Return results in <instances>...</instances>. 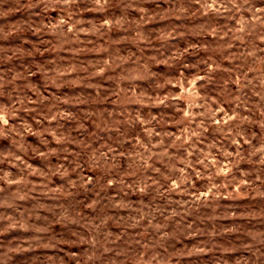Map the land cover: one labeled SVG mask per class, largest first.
Masks as SVG:
<instances>
[{
  "label": "clouds",
  "instance_id": "9594fccd",
  "mask_svg": "<svg viewBox=\"0 0 264 264\" xmlns=\"http://www.w3.org/2000/svg\"><path fill=\"white\" fill-rule=\"evenodd\" d=\"M159 5L161 3L167 5L166 8H159V11L149 13L144 7V0H17L19 6L26 10L27 19H22L8 26L7 31L4 26H0V40H7L9 37L17 33H31V36L19 37V43H10L0 45V60L11 61L17 54L23 53L24 48L33 49L27 55H44L45 53L56 50L57 52L64 51V45L79 41L81 33L87 34L88 30L80 26L82 15L86 12L109 10L105 16L94 18L93 23L98 24L96 31H110L117 25L126 24L128 28L134 30L141 38L150 40L152 34H155L157 40L165 36L178 34L176 26L166 28L161 31L160 28H152L145 33L146 26L154 19L159 17L163 19L168 17H190L196 15L201 10H214L228 14V19L234 21L237 27H229L228 33H231L229 39L237 38L238 33L245 35L255 34V38L260 42H264V4H258L257 0H153ZM196 6H199L197 8ZM132 12L141 14L139 20H129L128 17ZM53 13L59 15V19L53 16ZM203 14H206L204 12ZM55 21V22H54ZM213 31L215 29L213 28ZM226 35V33H225ZM32 37L39 39L34 40ZM51 37V39H45ZM242 38V37H240ZM88 43H91L89 41ZM40 45H46L44 51H40ZM227 46V45H225ZM190 47H199L194 45ZM72 53L73 59L65 64L62 57L48 58L44 64H37L35 71L29 69L25 79L34 76L39 72L45 77L44 85L54 88H65L72 85L78 87L79 83H84V87L78 91L62 92L56 95L50 102L47 97L41 96L36 101L32 100H17L18 103L37 104L39 107V116L44 113L43 119L48 121L49 127L47 134L51 135L57 144L62 145V152H70L68 145L76 143L81 148L77 156L75 166L83 176L84 165L87 164L91 168H99L104 172V184L113 185L120 184L124 177L120 176L119 172H114L119 166V157L122 153L119 147H113L109 141L107 150L92 148L88 137L91 135L89 130H85V121L93 120V117L99 119L101 115V102L109 95L115 97L112 104L116 105L117 115L113 117V112L108 108H104L103 112L113 117L109 122L102 126V130L94 137L96 141L104 142L105 136L118 137V144L122 146L128 141V136L125 130L135 125H141L147 128L150 123L159 124L160 117L148 114L147 118L143 115L136 114L130 111V106L137 105L140 109L165 106L177 99H183L187 102V109H179L184 112V118L187 119L190 128L191 124L198 116H204L211 125H216L217 114L222 111V108H212L210 98H202L199 92L195 90L197 81L204 79V76L196 75L192 79H188L183 75V69L191 67L189 64L181 66L180 80L183 85L186 81L187 86L177 96L175 93L169 95L165 90L166 85H176V79L171 74H164L163 83L159 79L148 81L149 76H157L156 73L149 71V66L155 63L168 64L169 58L160 57L155 59L160 53L156 52L153 56L131 59V63L127 64V59L120 61H92L88 64L81 59V54L90 51L86 46L68 49ZM264 51V49H261ZM11 53V54H9ZM180 55L171 59L179 60ZM253 53H249L252 56ZM141 60L143 62H141ZM264 62L260 60L253 61V67L249 71L257 72L258 75L253 77V80L258 79L262 88H264V70L259 69L255 65ZM214 63V62H213ZM119 67L120 72L116 74L113 84L107 85L110 92H105L103 96L99 95L100 89L104 87L103 83L97 81L92 83V79L104 73L106 70ZM211 67V65H209ZM249 72L244 73L243 79L247 80ZM16 75H13L9 83L15 82ZM113 79V78H109ZM144 79L145 86L139 89L137 94L136 81ZM237 77V80H241ZM4 76L0 74V87H3ZM127 83L126 87H121ZM251 84L252 81H247ZM28 88L33 85L29 83ZM86 88H94L97 90V95L91 97L86 91ZM191 93V95H190ZM20 95H25L21 92ZM261 101H264V91L256 93ZM88 101V110L81 115V105L84 100ZM95 99L97 104H93ZM238 97L232 102L236 103V108L241 107L242 102H238ZM202 102H198L201 101ZM51 105V106H50ZM67 106V108H65ZM178 107V106H177ZM245 111H252L246 103L243 104ZM195 108L204 109L203 112L197 113L193 111ZM256 113L260 117L261 127H264V108L259 105L255 106ZM235 112V109L233 110ZM60 120L73 122L74 131H69L68 128L52 130L51 124ZM233 120L237 123L233 125L225 135L231 138L233 144L239 145V138L245 136L246 133L241 131L244 122H251L248 116H228L220 122V130L223 131L225 123L231 124ZM41 122L39 119L36 121ZM95 122V121H93ZM6 123L5 110L0 109V124ZM201 125L205 124V120H201ZM27 132H31V125H25ZM101 126L98 125V129ZM188 132L187 135L181 134V140L184 142L190 141L192 137H199L202 130ZM59 132V134H58ZM235 134L234 137L232 134ZM0 135H3L0 129ZM156 135H161L156 133ZM253 135H255L253 133ZM138 141L137 149L144 148V142L140 141L139 137H135ZM149 144H151V136H149ZM250 145L248 151V159L258 157L256 163L258 166H264V142L260 143L257 148L250 144L248 139L244 141ZM194 148V145H189ZM23 147V145H21ZM43 155V153H40ZM193 153H189V159L186 161V167L177 169L173 166V172H180V178L174 176L168 181L167 191L169 193L166 200L170 203H178L179 210L173 209L168 212L166 208L159 206L150 207L141 202V208L138 216H129L130 223H124V217L110 215V208H115V201L105 203L104 197L96 195L95 200L85 195L78 197L77 200L83 199V203H76L72 200H67L59 205H49L47 208L44 204L37 203L29 206H14L16 201L20 199L18 194H13L11 197H0V264H180L181 257L196 256L199 259L193 264H209V253L216 251H224L217 246L216 236L222 232L225 234L231 233L226 244L228 251H233L237 254L223 259H216L215 264H264V227H247L243 224H234L231 227H223L212 223H201L206 221L209 216L219 218L228 216L233 220L247 219L253 216L252 212H237L231 210L233 205H226V212L220 211L218 201L225 199L238 200L247 193H257L259 189L264 188V171H256L255 177L250 178V173L239 171L238 162L243 158L240 147H237L236 157L231 158V153H226V158L229 163L221 164L215 158L211 157V146L207 154H201L196 157L195 161L191 160ZM162 155V154H161ZM152 158V151L149 148L147 154L140 153L139 156L130 157L137 167H145L148 160ZM15 160H20L21 157H13ZM210 161L206 165L205 171H199L198 166L203 165L205 161ZM71 166V165H70ZM191 167L193 176H189L187 168ZM61 175L64 170L63 165L60 166ZM239 171V178L233 169ZM11 176L10 172H5L0 176V180H4L8 184H19L21 181L8 180ZM120 176V179H116ZM197 179H207L209 187L203 192L197 191L193 193L189 185L194 186ZM219 180V182H217ZM90 177H83L78 182H73V187L79 190V187H84L87 192V185L91 184ZM156 187L158 196H164L165 192L161 186L155 181L149 183L144 181L143 186L137 187L141 193L145 192L148 187ZM96 185L93 184V189ZM243 189V191H241ZM230 190V191H229ZM4 190L0 188V193ZM47 194L51 195L52 190H48L45 186ZM59 191V190H55ZM177 193L179 195H187L190 197L187 201H170V194ZM74 195L70 189L60 192V196ZM147 209V211H145ZM203 209L204 211H200ZM87 210V215H85ZM45 211H49V215H44ZM193 213L192 222H187L188 214ZM157 214L163 217L164 220H169L174 217H180L178 221H174L171 230H166L163 224L157 219ZM118 217V218H117ZM147 220V227L144 232H136L130 234L129 228H136L143 225V221ZM110 222H115L121 226L119 233H115L111 229ZM60 225L59 231H56L53 226ZM148 229H151L148 232ZM147 233V234H145ZM197 237H201L197 240ZM186 241H195L189 244Z\"/></svg>",
  "mask_w": 264,
  "mask_h": 264
},
{
  "label": "rangeland",
  "instance_id": "374dc122",
  "mask_svg": "<svg viewBox=\"0 0 264 264\" xmlns=\"http://www.w3.org/2000/svg\"><path fill=\"white\" fill-rule=\"evenodd\" d=\"M257 2L258 4H264V0H257ZM117 3H119V0H117ZM144 7L149 13H152L159 11L161 7L166 8L167 5L161 3L158 7L153 0H144ZM196 7L199 8V6ZM108 11L105 9L84 13L80 26L88 30L87 34L81 33L79 41L76 43H66L64 51L57 52L53 50L43 56L39 53L33 56L24 54L33 51L31 48L25 47L24 52L14 56L11 61L0 60V74L4 76L6 81L3 83V87H0V109L5 110L6 120V123L0 124V129L3 131V135H0V176H3L5 172H10L11 176L7 177L8 180L21 181L19 184H8L4 180H0V188L4 190L0 193V197L8 198L13 194H18L20 199L16 201L14 206H29L40 203L47 208L49 205H59L67 200L82 204L83 199L77 200V198L85 195L90 196L91 200H95L97 198L96 195H93L95 192L99 196L104 197L105 203L114 200L117 206L110 208V215L116 216L118 213V216L124 217V223L127 224L130 223L128 220L129 216L139 215L141 202L150 207L159 206L166 208L165 215L174 208L179 210L178 203H170L165 197L169 196L167 191L169 179L173 176L179 179L181 175L178 171H172L173 166L177 169L185 168L189 153H193L191 160L195 161L197 156L207 154L209 146H211V157L221 164H227L229 159L226 158V153H231V158L234 159L239 146L243 154V158L238 162L239 171L250 173V178L255 177L258 168L264 171V166H258L256 163L258 157L248 159L250 145L244 142L245 139H248L250 144L257 148L261 142H264V127H261L260 117L255 110L256 105L264 108V101H261L260 97L256 95L257 92L264 91V88L261 87L258 79L253 80V77L257 76L258 73L249 71L253 67L254 60L264 61V51H261V49H264V42L256 39L255 34L245 35L238 33L237 38L229 39L232 34L228 33L227 29L238 25L228 19L227 13L214 10H201L190 17L176 18L165 16L163 19L157 17L146 26L145 33L142 35L147 34L148 29L160 28L163 31L173 25L176 26L178 33L170 37H162L159 40L156 39L155 34H152L150 40L143 39L123 23L113 27L110 31H96L99 26L93 23V19L105 16ZM204 12L206 14H203ZM53 16L56 20L59 19L57 13H53ZM140 16V13L132 12L128 19L139 20ZM22 19H27V12L19 6L17 0H0V26H4L7 31L8 26ZM213 28L215 31H213ZM21 36H31V33H17L7 40H0V45L18 44ZM32 39L37 40L39 38L32 37ZM45 39H51V37H45ZM89 41L91 43H88ZM194 45H199V47H190ZM84 46L90 51L82 53L81 59L88 64H91L92 61H120L127 59L125 67L131 63V59H128L129 57L135 59L139 58L141 54H143V57H149L159 52L160 55L156 56L155 59H160V57L169 58V63L153 62L149 66V71L156 73L157 76H149L148 81L159 79L163 83L164 74L173 75L176 79V85L174 86L170 83L165 88L169 95L175 93L179 96L183 87L187 86L186 81L183 85L181 84L180 71L178 69H181L184 64L191 65V67L183 69V75L188 79H192L196 75L205 77L197 81L195 90L199 92L200 97L210 98L213 109L222 108V111L216 116L217 124L211 125L204 116H198L191 124V127L188 128V121L184 118V112L178 110V108L187 109L188 107L187 102L183 99L172 101L167 107L140 109L137 105H133L130 106V111L133 112V115L140 114L147 118L148 114L151 113L152 116L160 117V123H150L147 128L135 125L126 129L128 141L122 146L118 144V137H109L107 135L104 138V142L101 143L96 141L94 137L102 130L104 123L109 122L117 115L116 105L112 104V100L115 97L109 95L101 102L99 119L93 117V120L85 121L84 127L85 130L91 132L88 140L92 148L107 150L109 141L113 147H119L122 155L119 157V166L114 169V172H119L124 179L120 184L105 186L104 172L99 168H91L87 164L84 165L83 176H81L80 171L75 166L77 156L74 155L80 153L82 151L81 148L76 143H73L68 145L70 152L60 151L63 146L57 144L55 139L47 134L49 124L48 121L43 119L44 113L37 115L39 112L38 105L27 102L20 104L17 100H25L27 98V100L36 101L39 97L44 96L48 98L47 103L59 93H71L84 87V83L79 82V86L76 88L72 85H68L65 88L48 87L44 85L45 77L39 72L25 79L29 69L35 71L37 64H44L48 58L59 56L67 64L68 61L73 59L72 53L68 49ZM44 47L46 45H40L41 52L44 51ZM181 53L179 60L171 59ZM249 53H253V55L249 56ZM141 62L143 61L141 60ZM255 66L264 70V62ZM246 71L249 72L247 80L243 79ZM119 72L120 68L114 65L113 68L92 79L93 84L100 81L104 85L100 89L99 95L103 96L105 92H110L107 85L113 84V80ZM13 75L17 76L16 81L7 82L10 81ZM110 77L113 79H109ZM237 77L242 79L238 81ZM247 81H252V83L249 84ZM29 83L33 85L32 88L27 87ZM145 83L144 79L136 81L137 94H139V89L145 86ZM126 86L127 83L121 85V87ZM86 91L91 97L97 95V90L94 88H86ZM21 92L25 93V95H20ZM237 97L239 98L238 102H242L239 109L236 108V103L232 102ZM198 102H202V100ZM92 103L95 105L97 101L93 99ZM244 103L252 111H245ZM104 108L112 111L113 117L107 116L103 112ZM81 109V115L88 110V101L86 99L81 105ZM234 109L235 112L233 111ZM193 111L200 113L204 109L195 108ZM237 114L239 116H248L251 120V122L242 124L241 131L246 133V135L239 138V145L233 144L231 138L225 135V132L237 123L236 120H233L231 124L225 123L223 131L220 130V122L222 120ZM37 119L41 121L39 124L36 122ZM201 120H205L204 125H201ZM26 124L31 125V132H27L24 128ZM72 125L73 122L71 121L60 120L53 122L51 128L52 130H57L59 126L61 130L68 128L69 131H74ZM98 125L101 126L100 129H98ZM198 126H200L199 130H202V134L198 138L192 137L187 142L181 140L182 133L187 135L188 132L197 131ZM156 133L161 135H156ZM234 135L233 133L232 136L234 137ZM137 136L145 145L144 148L139 150L136 147L138 141L135 137ZM149 136H151V144L148 142ZM190 144L195 147H190ZM149 148L152 151V158L148 160L145 167H137L130 157L139 156L140 153L147 154ZM40 153H43V155ZM15 156H19L21 159H13ZM209 162L206 160L203 165H199L198 170L205 171ZM61 165L66 170L63 175H61ZM239 171L236 168L233 169L238 178ZM187 173L190 178L195 175L192 173L191 167L187 168ZM120 176H117L116 179L119 180ZM83 177H90L92 180V183L87 185V192H85L84 187H79V190H77L76 187L72 186L73 182H78ZM144 181L149 183L155 181L161 186L165 195L158 196L155 186L148 187L145 192L141 193L137 185L142 187ZM93 184L96 185L95 189H93ZM45 186L48 190H52L51 195L46 193ZM209 186L207 179H197L194 182V186L189 185L193 193L197 191L203 192ZM70 188L74 195L70 197L60 196V192ZM259 192L264 193V188L259 189ZM189 199L190 197L187 195H179L175 192L170 194V201L172 202L187 201ZM218 204L221 206V212L228 211L224 206L231 204L234 206L231 210H235L238 213L252 212L253 216L240 220H233L226 215L219 218L209 216L206 221L201 220V223H208L209 225L215 223L225 228L234 224H243L247 227H264V195L250 192L238 200L225 199L218 201ZM200 211L204 210L201 209ZM49 214V211L44 212V215ZM85 215H87V210H85ZM157 219L166 230H171L174 221H178L180 217L164 220L162 216L157 214ZM192 220L193 213L190 212L186 217V221L190 223ZM110 225L112 231L117 234L121 230V226L115 222H110ZM146 227L147 220L143 221L142 226L129 228L128 232L130 234L144 232ZM53 228L59 231L61 226L57 224ZM150 231L151 229H148V232ZM200 238L197 237L196 239L199 240ZM230 238H232L231 233L225 234L223 232L215 237L218 248L225 250L209 253L208 257L211 258L209 259V264H215L216 259L228 258L237 254L226 250V242ZM186 243L192 244L195 241H186ZM198 259L196 256L181 257L180 264H193Z\"/></svg>",
  "mask_w": 264,
  "mask_h": 264
}]
</instances>
